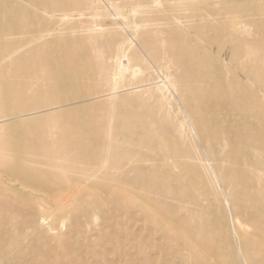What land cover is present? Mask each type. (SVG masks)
Wrapping results in <instances>:
<instances>
[{
  "label": "bare ground",
  "instance_id": "1",
  "mask_svg": "<svg viewBox=\"0 0 264 264\" xmlns=\"http://www.w3.org/2000/svg\"><path fill=\"white\" fill-rule=\"evenodd\" d=\"M164 1L122 0V5L157 8ZM172 1L174 7L195 3ZM199 1L216 14H227L237 4ZM246 1L249 6L256 0ZM75 2L0 0V264H88L89 257L99 261L93 264H264V224L255 219L254 231L242 230L249 224L236 209L240 204L264 208V32L257 28L264 19L256 22L229 12V22L214 26L213 39L231 47L237 59L244 57L245 71L252 76L226 77L220 64L219 84L209 79L207 49L174 18L164 30L171 38L166 52L174 68L172 82L159 87L155 80L170 74L155 65L149 71L132 65L126 50L136 44L139 26L128 27L130 36L117 41V47L122 44L114 57L113 84L105 92L92 81L107 68L96 66L86 44L66 24L88 6L104 2L105 10L116 11L120 6L110 0H80L77 7ZM256 11L264 16V4ZM251 27L253 37L247 32ZM105 31L112 34L115 28ZM128 71L132 77L148 75L150 82L140 87L176 93L171 85L180 84V103L197 118L191 122L196 135L204 143L229 147L209 163L212 178L199 171H205L204 164L198 166L191 152L180 151L165 136L161 118L148 125L128 111L124 115L132 121L119 122L115 129L94 124L92 102L113 99ZM252 82L260 88L250 89ZM131 100L146 113L147 101L140 96ZM207 100L213 101V110L201 114L197 106ZM239 111H246L239 120L211 114ZM144 124L152 129H143ZM204 143L198 145L207 156ZM172 145L173 154L166 153ZM212 181L222 193L228 181L236 183L228 196L231 203L223 202L217 185H209ZM200 183L209 187L202 191ZM242 184L246 194L240 196ZM137 194L140 202L133 199ZM182 194L194 199L203 233L172 212ZM112 255L119 258L110 259Z\"/></svg>",
  "mask_w": 264,
  "mask_h": 264
},
{
  "label": "rangeland",
  "instance_id": "2",
  "mask_svg": "<svg viewBox=\"0 0 264 264\" xmlns=\"http://www.w3.org/2000/svg\"><path fill=\"white\" fill-rule=\"evenodd\" d=\"M75 6L80 4V0H75ZM111 2L117 3L120 7H117V10L107 9L105 10V5L102 4L100 6L91 5L88 6V10H84L79 12L78 19L71 18L67 21V26L70 27L71 34L73 37H76L86 44V49L90 52V55L94 57V62L99 68H107V71H99L95 73V78L92 81L97 84L98 87L101 88L102 91L109 92L113 80H112V72L115 66L114 57L121 50L120 44L117 47V41L124 35H129V28L131 26H139L138 33H135L136 44L130 50H126V53L132 56V65H140L145 70H148L155 65L161 68L166 74H170L168 78L166 75L164 77H160L155 81L160 80L159 87L163 84L167 85L168 82H172V73L174 72V68L171 66V59L166 52V47L170 43V39L167 34L164 32L167 23L172 21L174 18H178L181 21V27L186 30L190 35V39H193L199 47L206 48V54L211 56V62L205 60V65L209 66L208 71L211 73L209 79L213 82V84H219L220 78L217 74L219 70L218 66L221 64L223 66V73L226 77L229 78H238L246 80L248 78H252L251 74L245 71L243 66V62L246 60L244 57L237 59L234 56V53L231 51V47L228 45H224L221 42L214 40L213 36H215L216 32L214 30V26L220 24V22H225L226 20L230 21L229 12L237 13L242 15L243 19H250L254 21H262L264 16L256 11V8L262 6L264 4V0H256L252 3H249V6L245 5L246 0H233L232 2L237 1L236 5H233L232 8L228 11L227 14H216L214 11L209 12L207 9V5L203 1L194 0L189 4H183V6H173L171 3L172 0H165L164 7H153L151 6H137L134 4L135 2L126 3L127 6L122 5V0H110ZM124 7V8H123ZM235 8V9H234ZM252 8V9H251ZM132 9H135V12H132ZM84 12L86 14H84ZM232 17V16H231ZM223 20V21H221ZM225 20V21H224ZM49 21H53L52 17L49 18ZM256 21V22H257ZM262 23V22H261ZM97 26V27H96ZM113 26L115 28V33L106 32V28ZM92 27L97 28L96 30L92 29ZM197 27V29H195ZM199 27L203 28L202 30H198ZM78 28V29H77ZM260 31L264 32V24L257 27ZM253 30L255 27H251V30H247L250 37H253ZM131 32V31H130ZM115 34V36H113ZM173 40V39H172ZM192 50V48H191ZM126 59V57H125ZM148 73V72H146ZM145 73V74H146ZM157 74V73H156ZM213 74V75H212ZM147 74L143 76H131V72L128 71L119 82V93L116 96L111 98H98L95 102H92L93 108L91 110V115L93 118L94 124L98 127L115 129L118 127L119 122L125 121L126 124L130 123L132 118L126 117L124 114L129 112L135 113V121H141V123L147 122L148 125H152L156 123L158 118L162 120V127L166 129L167 135L170 138L174 139L179 145L177 148L180 151H188L191 152V156L193 157V161L198 166L205 167V171L200 168L199 171L204 175V173L213 177L210 162L213 163L217 157L226 153L229 147L224 146L223 144H216L212 140L207 141L196 135L195 126L191 125L192 121H197V118L193 114L190 116V112H186L187 105L185 107L184 104L180 103V97H182L180 84L176 82V84L171 85L172 88L175 89L176 93H172V91L155 88L154 85L150 87H140L139 85H145V83H149L147 80ZM155 77V74L153 73ZM146 81V82H145ZM261 82V81H260ZM260 83H251L249 86L250 89L260 88L258 85ZM173 94V95H172ZM134 96H140L142 99L147 101V105L143 106L146 108L142 110V108H138V103L131 100ZM96 96L93 94L90 98H95ZM173 97V98H172ZM110 100V101H109ZM213 101L207 100L205 102H199L198 109L201 114L211 112L213 110V105L211 104ZM240 105L243 107H248V104L244 102H240ZM115 106L114 109H111V106ZM241 114H233V113H211L216 118L226 119H237L241 118V115L245 114L246 111H239ZM140 114H145V117L141 119L139 117ZM149 114H154V117H150ZM44 118L46 114L41 115ZM255 117V114L251 115ZM102 122V123H101ZM101 123V124H100ZM206 125H211L207 121H203ZM143 129L148 128L152 129L150 126L144 124ZM158 130V128H157ZM205 144V147L208 151L207 156H203L202 150L200 149L198 144ZM214 146V148H213ZM174 146L172 145L170 148H166V153L173 154ZM253 149H257L253 147ZM142 151L148 152V148H141ZM164 151V150H161ZM198 157H201L199 159ZM176 158L175 160H177ZM204 159V160H202ZM255 166L251 164H247V168L253 169ZM154 181V179H153ZM225 181V179H224ZM156 180L154 183H157ZM229 182L225 191L221 190V187L217 185L214 181L209 183L216 188L217 185V193L221 195V199L225 203H231V199L229 194H231L232 190H235L236 183ZM69 184V183H68ZM206 184V183H205ZM246 184V183H245ZM207 184L203 186L200 183V188L203 191L204 187L207 188ZM246 185L242 184L240 188L237 187L238 195L246 194L242 187ZM209 187V186H208ZM207 189L204 190V192ZM66 192V191H65ZM49 196V197H48ZM141 194L134 195L133 199L136 202H140ZM48 200L52 199V195H47ZM205 199H202V201ZM177 205L172 207L171 210L174 214L180 213V219L191 223L193 226L195 225L201 233V226L199 225L200 220V212L195 206L194 199L188 195H179L177 199H175ZM237 215L249 226L247 225L242 230L247 232H252L256 228V224L252 223V220L258 219V223L264 224V208L263 207H255L254 209L246 206L244 204L237 205ZM131 214H129L130 216ZM260 219V220H259ZM257 223V224H258ZM69 226L65 228L64 231L67 232ZM201 236V234H200ZM236 240V237L234 235ZM78 257V256H77ZM76 258V256H75ZM91 258V259H90ZM119 257L117 255L110 256V259L117 260ZM241 259V258H240ZM49 261L50 259L47 258ZM102 261V259H100ZM95 258L89 257L88 264L95 263ZM100 261V263H102ZM99 262V261H98ZM245 262V261H243Z\"/></svg>",
  "mask_w": 264,
  "mask_h": 264
}]
</instances>
